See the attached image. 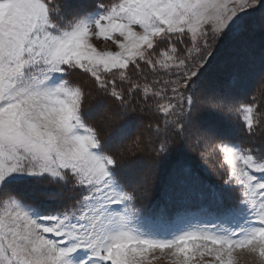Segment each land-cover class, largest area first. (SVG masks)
Returning <instances> with one entry per match:
<instances>
[{"label": "snow or ice", "instance_id": "obj_1", "mask_svg": "<svg viewBox=\"0 0 264 264\" xmlns=\"http://www.w3.org/2000/svg\"><path fill=\"white\" fill-rule=\"evenodd\" d=\"M257 28L262 0H0V264H264ZM136 156L171 161L147 209Z\"/></svg>", "mask_w": 264, "mask_h": 264}, {"label": "rangeland", "instance_id": "obj_2", "mask_svg": "<svg viewBox=\"0 0 264 264\" xmlns=\"http://www.w3.org/2000/svg\"><path fill=\"white\" fill-rule=\"evenodd\" d=\"M262 3H264V0H262ZM249 19L253 22H257L259 21V19L261 18V9H260V5L258 4L256 6L255 9H249ZM251 40H252V54L254 56H256L257 58L259 57L260 54V46H261V42L264 41V33H262L261 31H259V29L257 28L255 31H253L251 33ZM232 63L230 62H224L222 61L219 65V69L217 72V76H223L225 74H227L229 71L232 70ZM201 119L206 120V121H212L214 119H216L211 112L208 111H202L201 112ZM231 124H236L235 120L230 121ZM133 168L136 169L142 178H144L146 181H148V188L153 187L152 184L155 185L156 180L159 177H163L162 174H157V171H153L155 168V161L154 160H150L148 158L145 157H140V156H136L133 157ZM157 170V169H156ZM160 179V178H159ZM214 180H216L218 182V178H213ZM158 188V185H157ZM159 195V192L157 193ZM158 200L160 199V197H158ZM153 264H169L168 258L166 256L155 259ZM241 264H243V262H241Z\"/></svg>", "mask_w": 264, "mask_h": 264}, {"label": "trees", "instance_id": "obj_3", "mask_svg": "<svg viewBox=\"0 0 264 264\" xmlns=\"http://www.w3.org/2000/svg\"><path fill=\"white\" fill-rule=\"evenodd\" d=\"M173 159H175V157H173ZM171 163V161H166V162H163L161 164H157L155 163V168L153 171H157V174H162L163 177H159L157 180H156V183L155 185L152 184L153 187H150L148 188V196L145 200H143L142 202H139L145 209L147 208H151L153 205L157 204V202L160 200H158L157 196L160 197L161 196V188H162V184H163V181H164V178H165V175H166V171H167V168L169 166V164ZM157 169V170H156ZM157 185H158V188H157ZM159 192V195L157 194ZM191 207V210L193 212H197L199 211V208H198V205L193 202L189 205Z\"/></svg>", "mask_w": 264, "mask_h": 264}]
</instances>
